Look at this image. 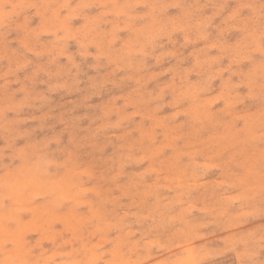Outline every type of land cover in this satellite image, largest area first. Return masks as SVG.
<instances>
[{
  "label": "rangeland",
  "instance_id": "374dc122",
  "mask_svg": "<svg viewBox=\"0 0 264 264\" xmlns=\"http://www.w3.org/2000/svg\"><path fill=\"white\" fill-rule=\"evenodd\" d=\"M177 263L264 264V0H0V264Z\"/></svg>",
  "mask_w": 264,
  "mask_h": 264
},
{
  "label": "bare ground",
  "instance_id": "6f19581e",
  "mask_svg": "<svg viewBox=\"0 0 264 264\" xmlns=\"http://www.w3.org/2000/svg\"><path fill=\"white\" fill-rule=\"evenodd\" d=\"M231 40H232V39H231ZM201 58H202V57H201ZM194 60H195V59H194ZM233 65H234V64H233ZM230 67H231V65H230ZM234 68H235V67H234ZM230 70H231V69H230ZM228 71H229V70H228ZM211 72H212V71H211ZM222 83H223V82H222ZM189 160H190V159H189ZM210 185H211V184H210ZM212 186H213V185H212ZM208 187H209V186H208ZM208 187H207V188H208ZM208 190L211 191V190H213V188H212L211 190H210V188H208ZM215 191H216V190H215ZM217 197H218V195H217ZM212 202H213V201H212ZM216 204H217V202H216ZM163 216H165V215H163ZM168 216H169V215H168ZM163 218H164V217H163ZM161 220H162V218H161ZM163 220H164V219H163ZM164 222H165V221H164ZM162 223H163V222H162ZM162 223H161V224H162ZM157 232H158V231H157ZM159 233H160V232H159ZM157 234H158V233H157ZM209 248H210V247H209ZM215 248H216V247H215ZM219 248H220V247H219ZM212 249H213V248H212ZM210 251L212 252V250H210ZM213 251H214V250H213ZM215 251H216V250H215ZM215 251H214V252H215ZM221 251H222V250H221ZM195 252H196V251H195ZM205 252H206V251H205ZM205 252H204V254H205ZM216 252H218V251H216ZM206 254H207V252H206ZM206 254H205V255H206ZM193 255H194V254H193ZM201 256H202V254H201L199 257H201ZM203 256H204V255H203ZM223 256H224V255H223ZM184 258H185V256H184ZM195 259H196V258H195ZM198 259H199V258H198ZM187 261H188V259H187ZM199 261H201V260H199ZM257 261H258V260H257ZM185 262H186V261H185ZM177 264H178V263H177ZM244 264H245V263H244ZM246 264H247V263H246Z\"/></svg>",
  "mask_w": 264,
  "mask_h": 264
}]
</instances>
